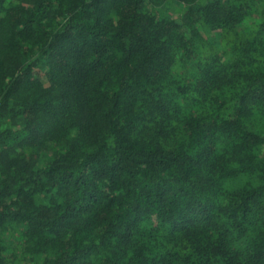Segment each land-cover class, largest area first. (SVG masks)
I'll return each mask as SVG.
<instances>
[{
	"label": "trees",
	"instance_id": "1",
	"mask_svg": "<svg viewBox=\"0 0 264 264\" xmlns=\"http://www.w3.org/2000/svg\"><path fill=\"white\" fill-rule=\"evenodd\" d=\"M0 264H264V0H0Z\"/></svg>",
	"mask_w": 264,
	"mask_h": 264
},
{
	"label": "rangeland",
	"instance_id": "2",
	"mask_svg": "<svg viewBox=\"0 0 264 264\" xmlns=\"http://www.w3.org/2000/svg\"><path fill=\"white\" fill-rule=\"evenodd\" d=\"M166 7H167V6H164V7H163V10H164V9H167ZM180 12H181V11H180V9H179L178 7H172V8H171V11H170V14H172V15L175 16V17H177V16H180ZM212 35H214V33L209 34V36H212ZM216 40H218V38H216ZM10 234H11V233H9V235H7V236H10Z\"/></svg>",
	"mask_w": 264,
	"mask_h": 264
}]
</instances>
